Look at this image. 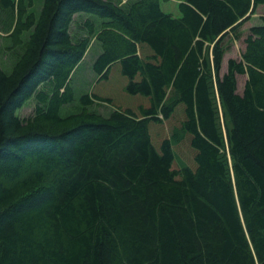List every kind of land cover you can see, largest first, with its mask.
<instances>
[{
  "label": "trees",
  "instance_id": "obj_1",
  "mask_svg": "<svg viewBox=\"0 0 264 264\" xmlns=\"http://www.w3.org/2000/svg\"><path fill=\"white\" fill-rule=\"evenodd\" d=\"M161 1L43 0L20 19L25 50L0 67V264H264V15L221 75L226 38L264 0H182L180 17ZM92 39L95 72L121 63L128 92L149 98L141 115H101L94 95L61 115ZM179 105L159 151L150 121ZM188 134L197 168L176 170Z\"/></svg>",
  "mask_w": 264,
  "mask_h": 264
},
{
  "label": "rangeland",
  "instance_id": "obj_2",
  "mask_svg": "<svg viewBox=\"0 0 264 264\" xmlns=\"http://www.w3.org/2000/svg\"><path fill=\"white\" fill-rule=\"evenodd\" d=\"M16 1L19 4L18 8L20 7L19 11H0V67L6 72L12 71L17 58L25 50V41L27 40L28 33L22 34L18 31L20 19L24 21L31 14L39 15L43 6V0H34L32 6L21 0ZM112 1L124 4L129 0ZM181 2L182 0H162L161 7L165 13L180 17L179 4ZM21 12H23L22 16H20ZM263 15L264 8L260 6L254 13L250 14L248 20L241 27L240 31L242 33L240 39H237L233 35L226 38L224 44L228 50L224 58L221 75L226 72L227 63L231 58L241 60L245 50V38L249 35L251 29L262 25L261 17ZM73 30L74 26L72 27ZM101 51V44L96 39H92L83 61L74 72L71 85L75 94V100L62 108L61 115L63 117L76 114L81 110L80 99L83 95H89L90 97L94 95L106 100L97 101L92 105V110L104 116H108L114 110H132L136 114L141 115V109L150 106L148 97L133 95L128 92L127 87L130 80L123 74L121 63L114 64L106 78H101L95 72L93 64ZM246 79V75L238 77L239 92L242 91ZM34 107L35 101L31 99L22 108L17 110L16 115L23 118L29 117L33 115ZM184 120L185 108L183 105H179L170 120L165 122L150 121L149 130L152 142L159 151H161L164 140L171 138L173 130L180 127ZM174 152L176 156L173 164L174 169L178 170L185 166L192 169L197 168L195 161L196 152L191 146V136L189 134L181 142L174 145Z\"/></svg>",
  "mask_w": 264,
  "mask_h": 264
}]
</instances>
